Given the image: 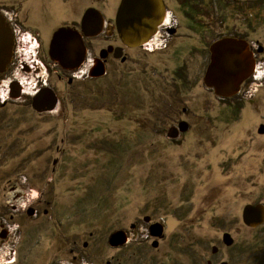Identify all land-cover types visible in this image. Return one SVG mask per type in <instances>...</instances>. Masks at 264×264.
Segmentation results:
<instances>
[{
  "label": "rangeland",
  "instance_id": "374dc122",
  "mask_svg": "<svg viewBox=\"0 0 264 264\" xmlns=\"http://www.w3.org/2000/svg\"><path fill=\"white\" fill-rule=\"evenodd\" d=\"M51 1L62 21L79 3L82 13L92 7L105 17L113 3ZM182 1L166 0L171 11ZM193 1L194 20L207 29L194 33L195 51L180 57L184 64L168 60L167 53H138L128 62H110L98 79L83 76V68L72 85L67 75H47L60 90L59 106L40 113L23 97L5 103L0 138L18 144L19 170L35 191L45 188L51 219L68 231L80 224L84 235L99 239L143 216L162 218V251L202 256L210 250L207 243L228 232L235 243L225 257L232 264H264V233L241 224L242 208L255 204L264 188V138L238 116V94L220 99L202 81L209 45L238 37L251 0ZM48 2L0 0V7L44 14ZM22 31L16 67L25 47ZM91 45L89 57L100 47ZM181 121L187 123L184 132L177 129Z\"/></svg>",
  "mask_w": 264,
  "mask_h": 264
},
{
  "label": "flooded vegetation",
  "instance_id": "af4514ba",
  "mask_svg": "<svg viewBox=\"0 0 264 264\" xmlns=\"http://www.w3.org/2000/svg\"><path fill=\"white\" fill-rule=\"evenodd\" d=\"M48 1L50 10L44 14L36 9H18L13 14L12 11L0 7V15L12 41L10 60L4 71L0 72L1 107L23 97L31 101L34 110L40 113L49 112L59 106L62 97L60 90L47 79V75L50 78L55 76L57 80L65 79L67 75L65 80L69 85L78 80V75L98 79L102 76H90L93 68L102 65L105 76V69L110 62H128L134 60L138 53H167L171 55L168 60H178L184 64L185 60L180 57L186 54L193 56L195 51L194 33L196 30L207 29L194 20L193 0H183L173 11L166 0H161V7L149 16V22L133 19L130 7L125 10L122 19H117V8L122 0H112L108 16L105 17L100 12L103 18L101 31L95 36L86 37L81 32L84 12L82 13L80 3L79 7L70 11L71 17L62 21L58 5ZM250 3L249 9L245 8L248 12L240 19L241 26H238L236 37L245 42V51L250 61L247 63L244 79L237 86V112L238 116L242 114L249 119L257 134L264 138V0H251ZM21 5L23 2L19 4ZM137 22L145 30L142 33L129 32ZM150 23H154V28H151ZM63 27L77 32L82 38L84 52L77 67L74 59L64 61L61 65L49 55L50 42L56 30ZM119 29L127 34V41L130 42H124ZM21 30H24L21 37L24 38L22 44L25 42V47L21 53L20 65L16 67V41ZM229 36L235 38L234 35ZM92 43L100 44V47L89 57ZM209 47L207 54L203 55V61L208 63ZM201 49L204 51V45L199 50ZM82 68L87 70L83 76L80 74ZM30 85L32 89L28 88ZM11 141L0 138V264H232L225 257V251L235 243L228 232L217 236L214 243H207L211 247L209 251H204L206 255L195 256L192 251V254L186 255L185 252L176 250H160L164 238L162 218L155 221L143 216L141 222L130 223L126 230L119 229L99 239L91 232L84 235L80 224L70 226L68 231L60 219H51L50 201L45 188L38 187L35 191L30 187L27 174L19 170L18 144L15 141L10 143ZM256 205L264 207V188L260 191L259 200L252 204ZM76 211L77 208L74 212ZM155 224L162 228L160 236L153 234ZM241 224L245 228L261 230L264 233V220L253 228L242 221ZM116 233L117 237L111 242L110 237ZM224 234H228L227 240H224Z\"/></svg>",
  "mask_w": 264,
  "mask_h": 264
},
{
  "label": "water",
  "instance_id": "95a60500",
  "mask_svg": "<svg viewBox=\"0 0 264 264\" xmlns=\"http://www.w3.org/2000/svg\"><path fill=\"white\" fill-rule=\"evenodd\" d=\"M161 0H122L118 10L117 19H122L125 15V10L130 7L131 17L141 22H149V16L154 14L156 10L161 7ZM102 14L99 10L94 8H88L84 11L81 19V32L83 36L90 37L95 36L101 31L103 26ZM131 26V25H130ZM151 28H154V23H150ZM145 29L142 26L133 25V29L129 32L135 33L136 31L141 33ZM120 31V36L127 41L124 31ZM127 33V32H126ZM125 37V39H124ZM9 36V30L5 26L3 17L0 15V72L4 71L5 65L8 64L11 56L12 41ZM50 56L58 61L61 65L64 61L74 59L77 67L82 60V53L84 52V45L82 44V38L77 32H73L70 28H60L56 30L51 42H50ZM210 59L203 73V83L209 89H212L213 93L220 99L229 98L234 96L238 92L237 86L242 82L247 70V63H249V56L246 53V44L243 40L236 37H220L213 41L209 47ZM94 69V71H93ZM90 72L91 77L103 76L105 71L104 67L93 68ZM177 129L184 132L187 129L186 122H179ZM264 207L260 205L252 206V204L246 205L242 208V223L251 228L257 226L264 220ZM161 226L155 224L153 234L155 236L161 235ZM118 233L110 237V241L116 238ZM228 234H224V240H227Z\"/></svg>",
  "mask_w": 264,
  "mask_h": 264
},
{
  "label": "bare ground",
  "instance_id": "6f19581e",
  "mask_svg": "<svg viewBox=\"0 0 264 264\" xmlns=\"http://www.w3.org/2000/svg\"><path fill=\"white\" fill-rule=\"evenodd\" d=\"M24 68H25V67H24ZM81 72H82V71H81ZM81 72H80V73H81ZM86 72H87V71H86ZM18 73H20V72H18ZM81 74H82V73H81ZM80 78H81V77H80ZM30 86H31V85H30ZM28 88H29V89H32V86H31V87H28ZM27 91H28V89H27Z\"/></svg>",
  "mask_w": 264,
  "mask_h": 264
},
{
  "label": "trees",
  "instance_id": "16d2710c",
  "mask_svg": "<svg viewBox=\"0 0 264 264\" xmlns=\"http://www.w3.org/2000/svg\"><path fill=\"white\" fill-rule=\"evenodd\" d=\"M229 36V35H228ZM235 37H237V36H235Z\"/></svg>",
  "mask_w": 264,
  "mask_h": 264
}]
</instances>
